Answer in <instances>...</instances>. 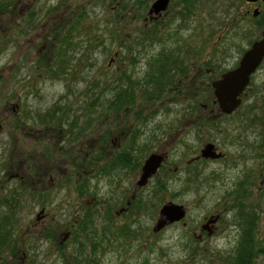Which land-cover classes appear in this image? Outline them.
<instances>
[{"label": "rangeland", "instance_id": "rangeland-1", "mask_svg": "<svg viewBox=\"0 0 264 264\" xmlns=\"http://www.w3.org/2000/svg\"><path fill=\"white\" fill-rule=\"evenodd\" d=\"M16 1L0 0V119L7 135L15 123L33 127L46 123L41 121V124H37V114L49 115V125L60 126L59 117L62 118L63 114L55 112L70 106L73 113L81 115L79 124L82 148L92 143L100 145L101 137L112 132L122 142L119 149L113 143L106 144L105 151L110 157H114L122 149L130 147L131 139L127 136L124 140L125 132L137 131L140 121L136 120L134 113L140 109L141 103L146 106L144 111L143 108L140 109L145 112L144 120L148 119L145 123L146 130L156 129L159 143L147 140L146 147L139 152L142 140H133L131 147L137 148L135 157L141 160L150 152H164L168 149L167 163L161 166L155 178L149 180L145 188L135 189L138 169L134 172L130 169L109 174V192L107 177L95 175L92 183L98 184V188L94 195L98 197L99 208L106 205L105 203L109 204V226L116 231L121 227H128L132 235L115 241L111 247L109 243H104L98 253L91 257L97 260V264H221L224 254L234 246L237 233L234 227L228 225L232 213L225 214L217 222L210 237L202 235L200 241L192 237V232H199L202 217L215 212V208L221 205L222 190L217 187V181L206 184L197 175H191L190 168L185 165L188 158L198 152L206 137L216 138L217 133L194 128L188 135L185 132L177 133L176 130L173 133V129L168 135L162 134V129H167L168 125H173L174 128L178 123L175 114L183 109V102L172 99L166 95L167 92L163 93L164 90L152 97L154 92L150 86L139 82L145 78L146 70L149 69L145 64L147 57L143 55L136 62V58H133L136 54L132 56L127 52L128 47L134 48L139 44L136 37H140L137 36L140 24L134 16L138 11L137 0ZM124 1L128 6L126 11L119 9L112 12V7L121 2L124 4ZM194 2V31L187 41L193 49L215 44L222 51L228 52L229 46L236 44L242 47L248 42L250 31L255 28L253 24L256 22L255 30L258 34L261 26L264 29V5L244 0ZM254 9L258 10L256 16L251 15ZM75 10L81 14L79 24L74 29V18L69 17ZM30 14L32 19L37 16L39 19L24 33V26L28 25L26 21L31 20L28 19ZM64 18H68L63 20L67 26L58 28L57 34L51 31L53 23H62L58 20ZM113 18L118 20L117 24L113 22ZM216 36H220V40H216ZM63 39L66 42L63 43ZM157 41L159 40L149 44L145 42V45L153 50L156 47L157 50L161 46ZM168 43L169 41L166 45ZM42 47L49 57L43 58L39 55ZM235 52L232 51L233 54ZM115 54L118 58L110 67L108 59ZM119 74H125L130 79L127 81L129 85L117 82ZM110 80H114L116 85L112 83L109 88L107 85ZM142 90L144 93L140 95ZM18 103L20 113L17 119L12 107ZM109 106L116 112L111 113L110 109L108 113ZM86 110L93 111L86 114ZM154 112L155 116H151ZM90 116H93L92 122L87 123ZM31 117H35V121ZM85 150L88 149L83 152ZM96 152H100L99 147L93 150V155ZM8 186L9 184H5L4 189L8 190ZM132 192L137 209L132 205L125 216L113 218V210L116 212L120 207H125ZM27 200L32 207H25L21 198L20 203L13 208L17 218V224L13 225L14 243L2 250L1 256L6 258L8 264H20V250H23L26 253L24 261L31 262L30 259L38 255L46 264H74L72 257L77 248L75 240L69 241L66 247L58 250L57 242L44 238L41 232L43 223L36 220V214L42 208L41 199L33 195ZM63 200L66 198L60 195L54 199L55 203H62ZM72 200L70 197L69 201ZM261 201L264 209V199ZM168 202L182 205L185 215L178 223H170L158 232H153L152 227L159 217V208ZM53 212L60 219L58 225L61 229L57 232L61 233L62 225L70 220L73 213L69 211L64 217L55 210ZM103 219L104 217H96L98 231ZM25 233H29L28 239L20 243V237ZM121 243L126 247L119 249L117 245ZM87 250L89 252L90 247ZM14 252L15 255L19 254L12 260ZM256 264L263 262L259 258Z\"/></svg>", "mask_w": 264, "mask_h": 264}, {"label": "flooded vegetation", "instance_id": "flooded-vegetation-1", "mask_svg": "<svg viewBox=\"0 0 264 264\" xmlns=\"http://www.w3.org/2000/svg\"><path fill=\"white\" fill-rule=\"evenodd\" d=\"M21 1L17 0L16 3ZM158 1L160 2L156 5ZM250 3L264 5L261 0H254ZM193 5H195L194 0H137L138 11L134 16L140 24L137 34L140 37H136L139 44L134 48H126L128 54L132 56L136 54V57H133L136 58V62H139L143 55L147 57L145 64L149 69L146 70L145 78L140 79L139 82L150 86L154 92L151 94L152 97H156L160 91L164 90L163 93L167 92L166 95L171 96L172 99L183 102V109L178 110L175 114L178 123L174 128L173 125L172 127L168 125L167 129H162V134L167 133L168 135L173 129V133L176 130L177 133L185 132V135H188L194 128H204L208 132L215 131L217 133L218 138L217 136L216 138L206 137L207 139L202 143L198 152L188 158L185 163L190 168L191 175H197L200 177L199 180L206 184L217 181V187L222 190L221 205L215 208V212L202 217V222L199 223V232H192V237L198 241L202 235L210 237L217 227V222L219 223L225 214L232 213L228 225L236 229L237 233L233 244L235 245L240 240L242 230L245 229L247 222L253 221L259 229L264 228V209L261 201L264 199V56L250 73L247 84L237 96L238 104L231 111L223 112L218 107L212 85L221 79L225 72L238 66L243 54L250 46L264 38V29L261 26L258 34L255 30L256 22L253 24L255 28L250 31L251 36L248 42L242 47L236 44V47L235 45L229 46L228 52L222 51L215 44L193 49L187 42L194 31ZM127 7L125 1L124 4L117 3L112 7V12L119 9L124 12ZM254 10L256 13L258 12V10ZM80 14L81 12L75 10L69 17V19L74 18V29L79 24ZM31 15L28 18L31 20L26 21L28 25L24 26V33L28 32L34 26V21L39 19V16L32 19ZM251 15L256 16L252 12ZM63 20H68V18L58 20L62 23H53L51 31L56 33L58 28L67 26ZM112 20L117 24L116 18ZM216 37V40H220V36ZM65 38L67 39V37ZM157 39L159 40L158 44H161L157 50L156 47L153 50L145 45V42L149 44ZM167 41H169L168 45H166ZM64 42L66 41L63 39ZM47 48L49 49V46ZM44 49L42 47L39 55L43 58L49 57L50 55ZM233 50L236 51L234 54ZM214 55L217 57H213ZM117 58L118 55L115 54L108 59L110 67L116 63ZM128 80L130 79L125 74L122 76L119 74L117 82H125L129 85ZM112 83L115 84L114 80L111 81ZM138 86L139 89H142L141 85ZM143 93L144 90L140 95ZM139 107L144 111L146 106L140 103ZM110 109L111 113L116 112L109 106L108 113ZM140 109L134 113L136 120L140 121L137 131L125 132L124 140L130 136V147L122 149V152L114 157H110L109 153L105 151L106 144L113 143L114 147L119 149L122 142L112 132L108 133L106 137H101L100 145L92 143V145L82 148L80 142L82 132L81 124H79L81 115L73 113L70 106L55 112L63 114L62 118L59 117L61 125L57 127L49 125V115L37 114L36 123L41 124V121H46V123L36 127L22 126L20 123L16 125L15 123V126L10 127V133L7 135L0 119V142L5 141L6 143H0V244L3 237L2 227L8 231V234H5L7 237L5 244L12 245L14 243L13 225L17 224V218L13 208L20 203L21 198L25 207H32L27 198L33 195L35 198L41 199L42 208L37 212L36 220L43 223L41 229L43 236L49 241L52 239L57 242L59 247H66L69 241L77 242V238L80 240L86 237V230L83 228L85 224L94 221L98 231L96 217H104L99 233L106 225L107 236H109V204L105 203L106 205L100 208L97 205L98 197L94 194L98 184L92 183L95 175L106 176V184H108L109 174L130 169L134 172L138 169L139 178L145 159L151 154L159 155L162 161L155 173L145 181L146 186L149 180L155 178L161 166H165L167 163L168 149L164 152H150L141 160H137L135 157L137 148L132 149L133 140H142L139 152L144 150L147 140L159 143L156 129L146 130L145 123L148 119L144 120L145 112ZM12 111L18 119L20 104H15ZM92 111L86 110L84 113L90 114ZM155 114L156 112L151 116H155ZM27 115H29L28 112ZM92 117H89L87 123L92 122ZM31 118L35 121V117ZM177 135L174 134V136ZM180 144H182L181 141ZM97 147L100 148V152L93 155V150ZM206 147L208 150L205 156L201 151ZM84 149L88 150L83 152ZM123 152L130 156L132 167H114L111 164L110 168L109 162ZM141 156L143 157V154ZM199 165H201L200 169ZM5 184H9L8 190L4 189ZM107 186L109 192V184ZM145 186L138 187L136 185L135 189L145 188ZM59 195L64 196L66 200H63L62 203H55L54 199ZM70 197L73 199L72 201H69ZM134 198V192H132L131 198L126 201V206L120 207L116 212L113 210L112 217L125 216L130 207L135 206ZM137 206H135L136 209ZM20 208L23 207L20 206ZM54 210L64 217L69 211L73 213L70 220L62 225L61 233L57 232L61 226L58 225L60 219L56 218L57 214L53 212ZM28 236L29 233L22 235L20 243L24 239L26 241ZM20 252L22 253L20 261H24L26 253L23 250ZM18 254L15 255L14 252L12 260H15Z\"/></svg>", "mask_w": 264, "mask_h": 264}, {"label": "trees", "instance_id": "trees-1", "mask_svg": "<svg viewBox=\"0 0 264 264\" xmlns=\"http://www.w3.org/2000/svg\"><path fill=\"white\" fill-rule=\"evenodd\" d=\"M110 85L111 81H109V85H107V87L110 88ZM111 164L114 167H132L130 156L128 155V153L124 152L123 154L118 155L116 158L110 161L109 167ZM83 228L84 230H86V237L80 240L77 238V242H75L77 248L75 247V255L74 257H72L74 264H97V260L91 256L97 254L99 248L104 243H109V247H111L115 241H119L121 239L123 240L126 237H131L132 235V233H130L131 230L128 227H121L116 231L110 225L108 237L106 227L103 226L102 232L99 233L94 221L90 224H85ZM1 233L3 237L0 244V253H2V250L4 251L5 248L11 247L9 246V244H5V242L7 241V237L5 234H8V231L4 227H2ZM117 246L119 247V249L126 247V245H123V243ZM88 247H90L89 252L87 250ZM57 248L58 250H61L64 247H59L57 245ZM259 258L264 264V228L259 229V227H257L253 221H250V223L247 222L245 229L242 230L240 240L235 243V245L227 254H224L221 260V264H256ZM30 260L31 262H29L28 260L20 261V264H46L45 261L39 258L38 255H34L33 259ZM0 264H8L6 258L1 256V254Z\"/></svg>", "mask_w": 264, "mask_h": 264}, {"label": "water", "instance_id": "water-1", "mask_svg": "<svg viewBox=\"0 0 264 264\" xmlns=\"http://www.w3.org/2000/svg\"><path fill=\"white\" fill-rule=\"evenodd\" d=\"M245 1H254V0H245ZM260 1V0H259ZM264 2V0H261ZM158 1L156 5L159 3ZM253 15L256 14V11H251ZM264 56V38L257 42H254L252 46L243 54L238 66L232 70L225 72L221 79L215 81L212 85L214 88V95L218 107L223 112H229L234 109L238 104V94L244 89V86L248 82V77L254 68L258 64L261 58ZM1 126V125H0ZM208 148L206 147L201 151L202 155L207 154ZM161 157L159 155H149L142 167L141 173L136 185L138 187L145 186L146 180L152 174L155 173L156 169L160 164ZM185 215V209L182 205L168 202L167 204L161 205L158 211V218L155 221V224L152 227L153 232H158V230L165 225H168L173 222L180 221Z\"/></svg>", "mask_w": 264, "mask_h": 264}]
</instances>
